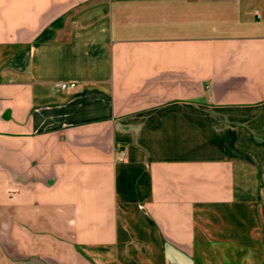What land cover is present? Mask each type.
I'll list each match as a JSON object with an SVG mask.
<instances>
[{
	"label": "crops",
	"instance_id": "obj_1",
	"mask_svg": "<svg viewBox=\"0 0 264 264\" xmlns=\"http://www.w3.org/2000/svg\"><path fill=\"white\" fill-rule=\"evenodd\" d=\"M0 264H264V0H0Z\"/></svg>",
	"mask_w": 264,
	"mask_h": 264
},
{
	"label": "built area",
	"instance_id": "obj_2",
	"mask_svg": "<svg viewBox=\"0 0 264 264\" xmlns=\"http://www.w3.org/2000/svg\"><path fill=\"white\" fill-rule=\"evenodd\" d=\"M59 85L62 89H71V88L75 87L76 84L74 82H70V83L61 82V83H59ZM125 155H126V151H125V149L122 148L118 151L117 159L122 160L125 158Z\"/></svg>",
	"mask_w": 264,
	"mask_h": 264
}]
</instances>
